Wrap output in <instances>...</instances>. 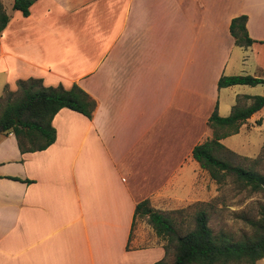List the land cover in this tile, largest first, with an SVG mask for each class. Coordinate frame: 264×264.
I'll list each match as a JSON object with an SVG mask.
<instances>
[{"label": "crops", "instance_id": "crops-1", "mask_svg": "<svg viewBox=\"0 0 264 264\" xmlns=\"http://www.w3.org/2000/svg\"><path fill=\"white\" fill-rule=\"evenodd\" d=\"M12 2L0 93L33 76L77 83L96 105L91 117L61 107L43 149L21 152L13 132L0 133V264L165 257L149 223L147 242L132 233L135 204L169 211L192 199L191 151L209 135L208 116L264 95L262 82L217 85L222 74L264 77V0H34L28 14ZM241 13L248 45L229 30ZM243 129L264 132V105Z\"/></svg>", "mask_w": 264, "mask_h": 264}, {"label": "trees", "instance_id": "trees-1", "mask_svg": "<svg viewBox=\"0 0 264 264\" xmlns=\"http://www.w3.org/2000/svg\"><path fill=\"white\" fill-rule=\"evenodd\" d=\"M34 0H13L12 7L28 14ZM9 19L3 2L0 0V31ZM245 13L233 16L229 30L235 42L248 45L254 39L246 29ZM264 83V77L251 74H222L217 80L218 87L235 83ZM15 89H8L13 96L7 97L0 107V133L13 132L21 152L46 148L55 140L56 129L52 124L54 114L63 106L91 117L95 108V99L80 85L72 83L69 87L62 84L45 85L40 77L20 78ZM249 103L238 101L229 114H218L215 107L207 118L211 135L193 145L191 155L199 166L205 169L216 182H223L228 176L243 187L252 190L264 188V173L251 165L234 162L225 153L233 152L221 139L238 131L240 125L257 109L264 105V95H245ZM29 181V179H26ZM172 210L153 208L148 198L135 204L133 221L146 216L158 236L165 240V257L149 264H226L237 260L243 264H255L264 257V211L248 222L252 232L240 239H234L223 233H214L209 225V214L205 208L196 210L193 226L182 232L171 215ZM172 256L167 259L168 249ZM141 264V263H135Z\"/></svg>", "mask_w": 264, "mask_h": 264}, {"label": "rangeland", "instance_id": "rangeland-1", "mask_svg": "<svg viewBox=\"0 0 264 264\" xmlns=\"http://www.w3.org/2000/svg\"><path fill=\"white\" fill-rule=\"evenodd\" d=\"M1 1L9 9L10 0ZM13 95L7 88H4L0 93V107L5 103L7 97ZM208 130V136H210L211 128L208 127ZM221 141L233 151L225 153L228 158L237 163L251 165L264 173L263 130L252 129L250 132H245L243 129L239 133L222 138ZM193 179L194 183L186 187V191L190 190L192 199L172 208L171 215L182 232L193 226L194 214L199 208L207 210L209 225L216 234L223 233L231 238L240 239L252 232L248 219L257 217L261 211H264V188L252 190L240 186L229 176L223 182H216L205 169L199 166L194 171ZM147 223L146 216L138 215L132 226V233L139 234L145 242L150 239L149 234L151 233ZM161 240L163 243L165 242L164 239L161 238ZM167 252L168 256L166 257L170 259L171 248ZM226 264L243 263L233 260ZM255 264H264V257L257 259Z\"/></svg>", "mask_w": 264, "mask_h": 264}]
</instances>
